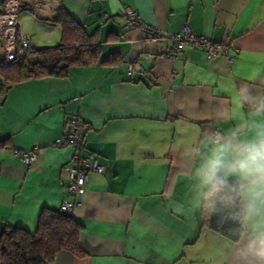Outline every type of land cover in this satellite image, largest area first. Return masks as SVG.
Returning <instances> with one entry per match:
<instances>
[{
	"label": "crops",
	"instance_id": "crops-1",
	"mask_svg": "<svg viewBox=\"0 0 264 264\" xmlns=\"http://www.w3.org/2000/svg\"><path fill=\"white\" fill-rule=\"evenodd\" d=\"M19 2L17 21L34 47L59 42L51 18L62 5L95 34L100 59L114 56L0 93V233L7 225L33 232L42 208L74 199L84 255L62 250L49 264H264L245 228L235 242L209 229L195 175L214 127L244 138L264 122V0ZM123 7L165 34L186 26L213 41L228 38L234 58L208 59L188 45L169 57L170 42L128 25ZM0 51L1 60V44ZM68 115L84 131L80 155L104 166L75 197L65 171L73 150L53 146ZM33 146L28 165L12 151Z\"/></svg>",
	"mask_w": 264,
	"mask_h": 264
},
{
	"label": "trees",
	"instance_id": "trees-1",
	"mask_svg": "<svg viewBox=\"0 0 264 264\" xmlns=\"http://www.w3.org/2000/svg\"><path fill=\"white\" fill-rule=\"evenodd\" d=\"M51 20L60 28L59 42L52 46L35 47V54L30 58L16 57L7 63L2 58L0 93L27 79L60 77L66 75L72 66L107 63L113 59L114 55L100 59L95 34L87 33L84 25L76 21L62 5L54 9ZM80 124L78 120V126ZM201 207L205 210L209 229L233 242L239 239L243 227L231 211L220 205L212 207L203 197ZM70 213L60 208H42L33 232L18 226H4L0 233V264H49L62 250L77 257L83 256L79 245L81 227Z\"/></svg>",
	"mask_w": 264,
	"mask_h": 264
},
{
	"label": "clouds",
	"instance_id": "clouds-1",
	"mask_svg": "<svg viewBox=\"0 0 264 264\" xmlns=\"http://www.w3.org/2000/svg\"><path fill=\"white\" fill-rule=\"evenodd\" d=\"M209 145L195 169L203 198L231 211L249 233L250 250L264 259V122L244 138L240 132H217Z\"/></svg>",
	"mask_w": 264,
	"mask_h": 264
},
{
	"label": "built area",
	"instance_id": "built-area-1",
	"mask_svg": "<svg viewBox=\"0 0 264 264\" xmlns=\"http://www.w3.org/2000/svg\"><path fill=\"white\" fill-rule=\"evenodd\" d=\"M21 12L19 0H4L0 9V44L3 49V59L7 63L16 57L30 58L35 54L30 37L21 31L17 16ZM122 15L126 23L130 26H138L147 33L149 38L170 42L169 57H175L180 48L184 45L194 47L203 51L208 59L215 56L223 57L228 63L234 58L233 41L224 39L213 41L201 35H197L186 26L171 34H165L153 25L144 22L135 11L129 7H123ZM99 22L106 19V14L101 12ZM134 66H129L128 73H131ZM65 132L55 139L53 146L72 148L71 159L65 165L66 177L68 179L67 191L69 195L75 197L83 194L85 183L89 172L101 174L104 166L99 164L95 158L84 157L80 155V150L84 144V131L78 126L76 115L66 117ZM217 132H222L221 128L216 126L212 129L213 136ZM13 154L28 165L36 159L38 146H33L28 150L13 149ZM75 206L74 199L63 200L59 208L61 211L72 212Z\"/></svg>",
	"mask_w": 264,
	"mask_h": 264
},
{
	"label": "rangeland",
	"instance_id": "rangeland-1",
	"mask_svg": "<svg viewBox=\"0 0 264 264\" xmlns=\"http://www.w3.org/2000/svg\"><path fill=\"white\" fill-rule=\"evenodd\" d=\"M20 24H22V21L20 22ZM25 33V32H24ZM1 52V51H0ZM32 59H34V58H32Z\"/></svg>",
	"mask_w": 264,
	"mask_h": 264
}]
</instances>
